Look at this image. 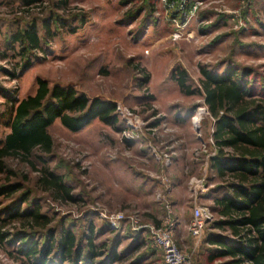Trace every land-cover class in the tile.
<instances>
[{"label":"rangeland","instance_id":"obj_1","mask_svg":"<svg viewBox=\"0 0 264 264\" xmlns=\"http://www.w3.org/2000/svg\"><path fill=\"white\" fill-rule=\"evenodd\" d=\"M33 25L50 38L37 51L19 41ZM202 67L235 71L252 88L247 100L264 102V0H0V141L15 104L35 95L38 80L110 101L117 115L115 125L94 119L72 132L55 120L48 128L53 148L44 166L62 176L69 197L37 186L28 165L4 161L0 187L20 182L23 189L1 195L0 208L28 194L48 223L0 211V264H30L24 246L10 241L33 227L46 228L33 233L40 248L52 249L65 230L84 256L91 242L96 257L78 264H165L148 228L161 226L172 228L186 264H225L226 257L209 260L215 247L207 239L230 236L213 228L222 219L214 200L234 175L211 166L219 153L215 119L199 93ZM177 69L186 73L185 91L172 78ZM196 207L214 216L199 238L188 231ZM118 214L113 226L109 218ZM46 264L70 261L54 253Z\"/></svg>","mask_w":264,"mask_h":264},{"label":"trees","instance_id":"obj_2","mask_svg":"<svg viewBox=\"0 0 264 264\" xmlns=\"http://www.w3.org/2000/svg\"><path fill=\"white\" fill-rule=\"evenodd\" d=\"M29 1L33 3L35 0ZM19 38L25 46L23 49L35 51L41 49L43 41L50 39L40 36L35 25L20 32ZM24 66L22 69L29 63ZM200 73L201 88L197 93L203 95L208 112L215 119L213 139L219 154L212 158L211 166L218 172L228 171L234 175V182L227 185L228 193L214 200L222 219L214 222L213 228H227L230 236L209 235L207 243L215 247L210 251L209 260L226 257L229 260L225 264H264V102L247 100L253 95L252 88L233 70L219 74L202 67ZM172 78L182 91L187 90L185 71L177 69ZM38 84L34 96L15 104L9 133L0 141V173L5 171L4 161L7 159L21 162L38 173L36 185L41 189L69 197L62 176L44 166L53 148L48 128L55 120L72 132L83 129L94 119L115 125V104L100 98L90 100L70 85L49 86L41 80ZM187 93L194 92L188 90ZM226 148L234 150L236 155L224 154ZM225 155L227 159L223 158ZM36 163L42 168L37 170ZM7 173L13 175L14 172L7 168ZM22 189L23 183L20 182L1 186L0 196L13 195ZM26 195L13 198L0 211L9 212L12 218L29 214L36 225L44 227L48 223L46 215L35 208V198ZM21 205H24V211L18 213ZM45 229L33 227L30 233H19L12 238L10 244H22L24 248L20 253L30 264H46L54 253L62 262L70 261V264L96 257L91 242H87L85 256L82 255V249L76 245V237L70 230L61 232L52 249L46 245L47 240L46 246L40 248L34 243L33 233ZM4 236L5 233H0V239Z\"/></svg>","mask_w":264,"mask_h":264},{"label":"built area","instance_id":"obj_3","mask_svg":"<svg viewBox=\"0 0 264 264\" xmlns=\"http://www.w3.org/2000/svg\"><path fill=\"white\" fill-rule=\"evenodd\" d=\"M121 215H112L109 219L113 226L119 223ZM214 219L212 211L207 207H196L193 209L191 220L188 223L189 233L199 238L206 227ZM151 239L155 247L161 251L165 264H186V257L173 239L172 228L168 226L148 227Z\"/></svg>","mask_w":264,"mask_h":264},{"label":"bare ground","instance_id":"obj_4","mask_svg":"<svg viewBox=\"0 0 264 264\" xmlns=\"http://www.w3.org/2000/svg\"><path fill=\"white\" fill-rule=\"evenodd\" d=\"M198 118H199V119H198V122H200L201 119H200V117H198Z\"/></svg>","mask_w":264,"mask_h":264}]
</instances>
